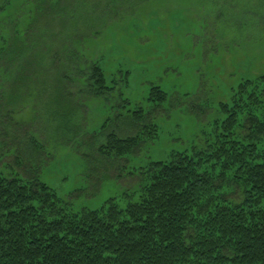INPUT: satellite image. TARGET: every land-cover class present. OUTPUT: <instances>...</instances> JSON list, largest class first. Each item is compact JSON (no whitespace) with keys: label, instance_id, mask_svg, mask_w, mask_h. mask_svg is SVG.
<instances>
[{"label":"rangeland","instance_id":"1","mask_svg":"<svg viewBox=\"0 0 264 264\" xmlns=\"http://www.w3.org/2000/svg\"><path fill=\"white\" fill-rule=\"evenodd\" d=\"M44 1L46 5L38 8ZM48 3L54 13L47 11ZM37 10L42 14L35 25L47 30H34L36 36H44L33 41L34 75H44L39 83L42 93L34 96L37 103L31 96L22 105L15 102L9 114L1 111L7 103L2 84L10 74L0 63V175L25 178L23 166L72 211L97 209L109 198L122 207L134 201L142 168L170 153L204 147L223 118L219 105L230 103L232 90L244 79L264 74V0H0V45ZM61 44L69 53L64 59L80 69L86 83L92 67L98 66L106 82L122 90L121 98L98 99L90 98L86 87L71 84L80 101L68 100L72 107L65 111L71 128L78 129L72 133H80L74 145L59 141L63 136L57 125L62 119L53 94L56 62L47 59L59 56L55 52ZM151 87L164 92L163 103L150 99ZM75 103L79 105L74 111ZM138 108L157 129L146 131L152 132L153 141L119 162L108 160L106 173L98 151L101 134L114 130L136 135L138 131L126 128L125 117ZM13 121L23 127L30 124L18 130L43 146L40 162L28 160L32 157H27L26 146L3 144L13 138L4 136ZM34 155L38 157V151Z\"/></svg>","mask_w":264,"mask_h":264},{"label":"trees","instance_id":"2","mask_svg":"<svg viewBox=\"0 0 264 264\" xmlns=\"http://www.w3.org/2000/svg\"><path fill=\"white\" fill-rule=\"evenodd\" d=\"M46 9L54 13L50 3ZM40 14L35 11L0 45V63L10 74L2 84L7 90L2 92L7 98L1 110L5 114L15 102L22 105L31 96L37 103L34 96L42 93L39 83L44 75H34L33 59V41L44 37L34 32L42 27L35 25ZM58 14L57 9V18ZM61 32L57 36L63 38ZM55 54L59 56L47 59L56 62L53 94L62 119L57 125L63 136L59 141L74 145L80 133H72L78 129L71 128L65 111L79 94L71 91V84L86 87L87 95L98 99L121 98L122 90L109 85L98 66L92 67L86 83L80 69L64 59L69 54L66 44ZM150 99L161 104L166 97L159 87H151ZM219 112L223 118L204 147L170 153L142 168L136 198L123 207L109 198L97 209L72 211L46 183L29 177L23 166L25 178L0 175V264H264V74L240 82L230 103L219 105ZM128 113L125 126L138 131L136 135L114 130L101 134L105 141L98 151L106 173L108 160L119 162L135 154L153 141L152 132L146 131H157L142 108ZM13 123L4 132L13 138L3 144L26 146L27 157H32L27 159L40 162L43 146L18 130L30 124ZM75 150L89 161L85 152L77 146Z\"/></svg>","mask_w":264,"mask_h":264}]
</instances>
